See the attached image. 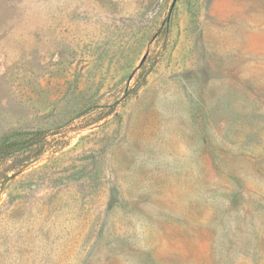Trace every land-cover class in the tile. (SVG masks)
Listing matches in <instances>:
<instances>
[{
    "label": "rangeland",
    "instance_id": "obj_1",
    "mask_svg": "<svg viewBox=\"0 0 264 264\" xmlns=\"http://www.w3.org/2000/svg\"><path fill=\"white\" fill-rule=\"evenodd\" d=\"M173 2L0 0V264H264V0Z\"/></svg>",
    "mask_w": 264,
    "mask_h": 264
},
{
    "label": "trees",
    "instance_id": "obj_2",
    "mask_svg": "<svg viewBox=\"0 0 264 264\" xmlns=\"http://www.w3.org/2000/svg\"><path fill=\"white\" fill-rule=\"evenodd\" d=\"M29 133H27L28 135ZM20 133L12 134L11 136L3 138L0 143V156L10 157L14 152L26 149L30 146L37 144L36 138L38 139V133H34L32 136L34 140L20 139Z\"/></svg>",
    "mask_w": 264,
    "mask_h": 264
},
{
    "label": "water",
    "instance_id": "obj_3",
    "mask_svg": "<svg viewBox=\"0 0 264 264\" xmlns=\"http://www.w3.org/2000/svg\"><path fill=\"white\" fill-rule=\"evenodd\" d=\"M176 1H177V0H174V2H173V5H172V7H171V9H170V12H169V15H168L167 20H169L170 17H171V14H172V12H173V8L175 7ZM156 36H157V35H156ZM156 36L154 37V39L156 38ZM148 55H149V51H147V52L145 53L144 57H143L142 60L140 61V64H139V66H138V69H140V68L144 65V63L146 62V60H147V58H148ZM138 69H137V70H138ZM137 70H136V71H137ZM136 71H135V72H136ZM135 72L129 77V79H128V83L131 82V80H132V78H133ZM16 176H17V174L14 175V176L12 177V179H14Z\"/></svg>",
    "mask_w": 264,
    "mask_h": 264
}]
</instances>
